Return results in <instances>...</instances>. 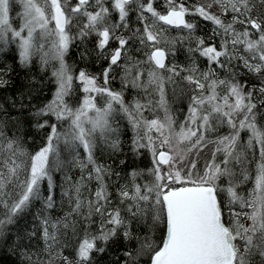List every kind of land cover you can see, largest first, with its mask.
<instances>
[{
    "label": "snow or ice",
    "instance_id": "1",
    "mask_svg": "<svg viewBox=\"0 0 264 264\" xmlns=\"http://www.w3.org/2000/svg\"><path fill=\"white\" fill-rule=\"evenodd\" d=\"M0 264H264V0H0Z\"/></svg>",
    "mask_w": 264,
    "mask_h": 264
}]
</instances>
